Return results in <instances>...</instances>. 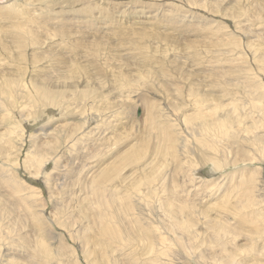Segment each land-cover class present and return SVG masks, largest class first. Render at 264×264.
Masks as SVG:
<instances>
[{
    "label": "rangeland",
    "instance_id": "obj_1",
    "mask_svg": "<svg viewBox=\"0 0 264 264\" xmlns=\"http://www.w3.org/2000/svg\"><path fill=\"white\" fill-rule=\"evenodd\" d=\"M0 14V264H264V0Z\"/></svg>",
    "mask_w": 264,
    "mask_h": 264
},
{
    "label": "bare ground",
    "instance_id": "obj_2",
    "mask_svg": "<svg viewBox=\"0 0 264 264\" xmlns=\"http://www.w3.org/2000/svg\"><path fill=\"white\" fill-rule=\"evenodd\" d=\"M9 1H11V0H9ZM26 0H24V2H25ZM29 1V0H28ZM34 1V0H33ZM7 4H8V2H6ZM31 3V2H30ZM14 4V3H13ZM13 4H9L10 6H5L6 8H7V12H6V16L9 18H11L12 19V22H13V20H18V19H20V18H24V19H27V18H30L31 16H28V14H29V12L27 11V9H25V8H23V7H15ZM35 4V3H34ZM33 4V5H34ZM39 4V3H38ZM38 4H36V5H38ZM1 7H3V6H1ZM4 7V8H5ZM131 11V10H130ZM123 13V12H122ZM124 14V13H123ZM126 14V13H125ZM132 14V13H131ZM1 15V14H0ZM119 15H120V13H119ZM147 15V14H146ZM120 16H122V15H120ZM142 16H143V14H142ZM7 17L5 18V20H7ZM99 17V16H98ZM123 17V16H122ZM132 17V16H131ZM139 17V16H138ZM10 18H9V20H10ZM91 19V18H90ZM56 21V20H55ZM58 22H59V20H58ZM47 23V22H46ZM45 23V24H46ZM49 23V22H48ZM64 23V22H63ZM82 23V22H81ZM18 31H20L21 33L19 34V35H17V40L19 41V40H21V38H22V36H23V34L25 33V29L24 28H22V29H18ZM33 92H35V95H34V97L35 98H42V100H44V101H49L52 97H53V92L52 91H50V90H48L45 86H44V88H39V89H36V91L34 90ZM9 122V124H12V126L14 125V123H12V121L11 120H9L8 121ZM8 124V123H7ZM15 128V130H17L16 128H18V127H12V128H10V130L11 129H14ZM14 134V133H13ZM2 143V142H1ZM24 142H23V139H21V138H19V136H16V138H12V136H11V138H10V144H11V146L12 147H14L16 150H19L20 148H21V146H22V144H23ZM59 143V142H58ZM62 143V142H61ZM57 146V145H56ZM60 146V145H59ZM6 147V146H5ZM0 148H1V146H0ZM56 148V147H55ZM65 148V147H64ZM7 149V148H6ZM62 149V148H61ZM55 150V149H54ZM57 150H59V149H57ZM57 152V151H56ZM61 152V151H60ZM130 156V155H129ZM128 156V157H129ZM30 157V156H29ZM42 157V156H41ZM54 157V156H53ZM131 157V156H130ZM134 157V156H133ZM38 158H40V157H38ZM133 159V158H132ZM54 160V159H53ZM136 160V159H135ZM36 163H38L39 164V162H40V160H34ZM37 164V165H38ZM121 164H122V162H121ZM104 172V171H103ZM102 173V172H101ZM111 173V172H110ZM112 173H113V171H112ZM104 174V173H103ZM0 178L2 179V180H4V177H6V176H3L1 173H0ZM116 176V175H115ZM100 177V176H99ZM6 179V178H5ZM101 199V198H100ZM122 201V200H121ZM106 203V202H105ZM122 204V203H121ZM126 205V204H125ZM106 211V210H105ZM34 217H35V215H34ZM101 217H104V216H101ZM36 218V217H35ZM38 218H40L39 216H38ZM111 218V217H110ZM108 219H109V217H107V221H106V224H104V226H103V229H102V237L104 238V239H110V238H112V237H116L117 239L120 237V234L118 233V231H116V230H112L111 228L109 229V228H107V227H109L108 225H109V222L110 221H108ZM38 223V227L39 228H41V229H44L43 231H46L47 229H46V224H45V221H43V220H41V219H39L38 221H37ZM36 224V225H37ZM37 227V228H38ZM131 232V231H130ZM121 233V232H120ZM195 233V232H194ZM157 234V233H156ZM194 235V234H193ZM159 236V235H158ZM193 237V236H192ZM155 238H157L158 240H159V237H155ZM162 238V237H161ZM163 239V238H162ZM161 239V240H162ZM112 240V239H111ZM160 241V240H159ZM105 247V246H104ZM107 247V246H106ZM181 247V246H180ZM168 248V247H167ZM46 250V249H45ZM155 250V249H154Z\"/></svg>",
    "mask_w": 264,
    "mask_h": 264
}]
</instances>
